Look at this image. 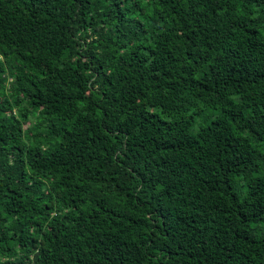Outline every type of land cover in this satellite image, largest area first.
Listing matches in <instances>:
<instances>
[{"label": "trees", "instance_id": "1", "mask_svg": "<svg viewBox=\"0 0 264 264\" xmlns=\"http://www.w3.org/2000/svg\"><path fill=\"white\" fill-rule=\"evenodd\" d=\"M0 264H264V0H0Z\"/></svg>", "mask_w": 264, "mask_h": 264}]
</instances>
